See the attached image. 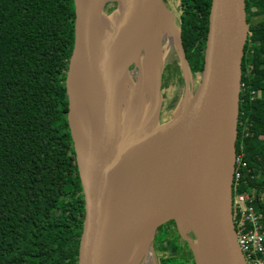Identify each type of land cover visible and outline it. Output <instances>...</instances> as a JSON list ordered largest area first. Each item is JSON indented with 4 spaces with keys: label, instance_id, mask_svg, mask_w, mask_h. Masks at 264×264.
Returning a JSON list of instances; mask_svg holds the SVG:
<instances>
[{
    "label": "water",
    "instance_id": "obj_1",
    "mask_svg": "<svg viewBox=\"0 0 264 264\" xmlns=\"http://www.w3.org/2000/svg\"><path fill=\"white\" fill-rule=\"evenodd\" d=\"M74 5L66 91L83 209L78 264H139L148 251L155 253L158 231L176 220L172 212L179 204L199 227L196 251L199 236L195 233L193 242L177 223L195 264H247L233 220L243 59L250 34L246 0H212L204 67L193 91L178 27L186 95L161 120L160 87L155 119L136 127L125 123L132 79L123 58L169 11L166 0H148L132 14L120 10L117 0H74ZM123 207L120 230L108 242V226Z\"/></svg>",
    "mask_w": 264,
    "mask_h": 264
},
{
    "label": "trees",
    "instance_id": "obj_2",
    "mask_svg": "<svg viewBox=\"0 0 264 264\" xmlns=\"http://www.w3.org/2000/svg\"><path fill=\"white\" fill-rule=\"evenodd\" d=\"M179 1L186 57L201 74L212 0ZM246 11L237 140L246 165L234 195L253 198L264 227V0H246ZM74 34V0H0V264H78L83 209L66 91ZM178 237L169 223L159 229L160 264H195L167 255Z\"/></svg>",
    "mask_w": 264,
    "mask_h": 264
},
{
    "label": "bare ground",
    "instance_id": "obj_3",
    "mask_svg": "<svg viewBox=\"0 0 264 264\" xmlns=\"http://www.w3.org/2000/svg\"><path fill=\"white\" fill-rule=\"evenodd\" d=\"M120 5V10L126 14H132L142 9L148 0H117ZM119 12H116L118 16ZM180 41L178 34V26L171 11H165L156 27L145 33L136 40L124 54L123 62L125 67L130 65V100L126 112L125 123L128 126L136 127L143 124L151 123L155 119V114L161 102L160 78L163 66L166 64L169 54L173 47L179 50ZM134 66V70L132 67ZM185 75L190 79L191 74L184 65ZM137 75L135 79L132 75ZM178 104V103H177ZM83 129V126L81 125ZM84 133V129H83ZM121 204V202H119ZM119 212L121 215L118 218L114 215L111 224L108 226V242L119 232L121 219L126 210V207ZM172 217L177 220L181 231L187 236L190 231H193L199 236V242L194 246L196 251H199L201 246V237L199 227L196 221L188 211L187 207L179 204L172 212ZM154 262V252L148 251L141 259L139 264H149Z\"/></svg>",
    "mask_w": 264,
    "mask_h": 264
},
{
    "label": "rangeland",
    "instance_id": "obj_4",
    "mask_svg": "<svg viewBox=\"0 0 264 264\" xmlns=\"http://www.w3.org/2000/svg\"><path fill=\"white\" fill-rule=\"evenodd\" d=\"M166 4L169 10L171 11V13L173 14L177 26L180 27V9H179L180 1L166 0ZM117 7H118L117 5L113 4L110 9L111 11H115L117 10ZM169 56L170 57L167 59V62L163 66L162 71L160 73L161 74L160 87L163 95L161 120H165L169 118L172 115L175 108L181 103V101L186 95L185 80L184 81L180 80V72H182V77L184 79V71L182 67L180 52L176 47H173ZM132 70H134V66L132 67ZM200 75L201 74L199 73L192 74L189 85L191 91H193L194 88L197 86ZM136 77H137L136 74L134 75V77L132 75L133 79H135ZM168 223H169V230L173 233L177 232L180 235V237H178L177 239L179 251L175 252L174 250H169L167 252V255L170 257H179V262L180 261L183 262L186 261L189 263L192 262L194 260V256L193 259H191V257L189 256L190 254L189 252L192 249L190 248L189 244H187L186 246L185 243L186 240L182 236V232H180V230L178 229L177 221L171 219L170 221L167 222V224ZM188 237L193 242H197V235L193 231L189 232ZM184 254H188L187 257ZM159 259H160L159 253L158 254L154 253V262H150L149 264H160Z\"/></svg>",
    "mask_w": 264,
    "mask_h": 264
},
{
    "label": "built area",
    "instance_id": "obj_5",
    "mask_svg": "<svg viewBox=\"0 0 264 264\" xmlns=\"http://www.w3.org/2000/svg\"><path fill=\"white\" fill-rule=\"evenodd\" d=\"M238 163L246 165L237 157L234 179V184L237 181V185L242 175L237 169ZM252 202L253 198L247 193L234 195L233 187V220L242 253L247 264H264V227Z\"/></svg>",
    "mask_w": 264,
    "mask_h": 264
}]
</instances>
